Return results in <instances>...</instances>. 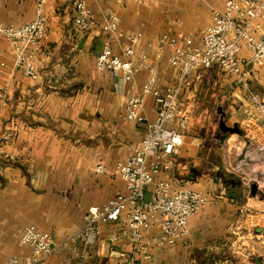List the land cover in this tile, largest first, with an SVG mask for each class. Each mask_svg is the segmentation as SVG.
Here are the masks:
<instances>
[{
	"label": "crops",
	"instance_id": "obj_1",
	"mask_svg": "<svg viewBox=\"0 0 264 264\" xmlns=\"http://www.w3.org/2000/svg\"><path fill=\"white\" fill-rule=\"evenodd\" d=\"M74 1L50 0L46 5L47 33L35 56L37 79L16 66L12 45L0 37V86L6 89L0 98V264L13 257L20 264L31 263L33 249L22 242L28 226L54 235L56 250L41 264H121V253L130 244L125 237L114 241L122 230L118 223L102 225L93 247L75 239V234L82 229L89 207L104 205L118 192L126 193L117 168L140 146L147 131L146 123L125 118L126 103L141 93L150 72L142 69L127 82L122 73L99 71L97 56L107 40L114 53L121 55L129 44L127 37L141 34L134 43L133 58L140 61L145 56L156 67L157 86L164 90L178 81L181 65L170 63L173 49L162 46L161 38L183 42L193 36L201 41L212 23L211 8L223 9L227 0H130L124 4L86 0L95 16V26L88 33L75 25ZM37 2L0 0V24L19 26L31 21ZM110 14L118 15L120 23L118 31L108 35L101 26ZM216 71L217 75L224 72L217 64L198 69L192 85L181 93L180 104L191 120L175 166L164 174L175 186L206 190L208 178L195 166L208 160V156L201 159L200 153L211 143L198 130L204 123L202 116L195 115L201 87L214 80ZM232 79L241 89L242 105L231 114L234 125L230 127L235 130L228 132L225 143L236 135L233 142L247 143L245 150L255 144L264 147V119L249 96L256 85L264 98V65L254 68L251 91ZM155 107L154 97L146 96L141 113L149 122L156 119ZM222 121L223 116V131ZM215 158L224 166L221 157ZM98 165L105 168L104 173L96 172ZM219 192L214 197L209 192V204L190 219V242L154 249L150 264H210L229 254L237 243L234 236L250 224L261 205L242 204L225 189ZM248 195V201L254 199L255 194Z\"/></svg>",
	"mask_w": 264,
	"mask_h": 264
},
{
	"label": "built area",
	"instance_id": "obj_2",
	"mask_svg": "<svg viewBox=\"0 0 264 264\" xmlns=\"http://www.w3.org/2000/svg\"><path fill=\"white\" fill-rule=\"evenodd\" d=\"M49 1L38 0L35 17L27 23L19 26L0 24V37L12 45L16 66L22 67L24 74L32 79L39 77L35 56L47 33L45 9ZM113 1L124 4L130 0ZM73 8L76 27L84 33L92 31L95 16L87 1L75 0ZM211 16L212 23L204 30L199 42L193 36L186 37L183 42L170 36L161 38L162 46L167 44L173 49L170 63L181 65L178 81L164 90L157 86L156 67L149 64L145 56L140 61L133 58L134 43L141 34L127 37L129 44L121 55L114 53L112 43L107 40L97 56L99 71L122 73L127 82L132 81L142 69L150 72L141 93L131 96L126 103L125 118L147 124L140 146L117 168L126 193L118 192L104 205L89 207L82 229L75 234V239L93 247L99 241L102 225L118 223L122 230L120 235L114 236V241L125 237L130 244V249L121 253V264H150L154 249L188 244L190 219L199 215L210 202L208 191L175 186L164 176L172 171L184 146L185 131L191 118L189 111L180 104V96L185 88L192 85L194 73L217 64L245 90L251 91L254 68L264 65V0H227L223 9L212 7ZM119 23V16L110 14L101 28L111 35L118 31ZM5 94V87L0 86V98ZM148 95L154 97L156 104L157 116L153 122L147 121L141 113ZM252 98L264 119V103L260 95L252 94ZM229 144L227 153L221 155L226 170L240 176L245 184H256L258 190H264V147L255 144L245 150L247 143L243 146ZM95 170L105 172L102 165ZM148 192L151 196L146 202ZM261 229L264 232V228ZM22 242L33 249L30 264H41L56 250L54 235L35 226L25 228ZM2 264L20 262L13 257Z\"/></svg>",
	"mask_w": 264,
	"mask_h": 264
},
{
	"label": "rangeland",
	"instance_id": "obj_3",
	"mask_svg": "<svg viewBox=\"0 0 264 264\" xmlns=\"http://www.w3.org/2000/svg\"><path fill=\"white\" fill-rule=\"evenodd\" d=\"M213 75H215L214 80L211 79L207 83L204 82L201 87L202 95L200 96L199 109L195 115L197 118L202 116L204 123L202 126H198V130H201L207 136L208 140L206 143H211V145L207 149H202L200 153L201 159L204 156L205 158L208 156V160L197 162L195 169L196 171L204 173L208 178L207 181H204L205 189L212 193L213 197L218 195L220 190L225 189L227 195L231 194V197L239 203H250L251 205L253 203H258L261 206L259 211H252L255 217L250 218L251 225L249 224L246 228H242L240 234L234 236L235 238L238 237L236 239L237 243L234 244V248H231L228 252L229 254L222 259L212 261L210 264H256L257 259L264 264V232L259 235L256 233L257 228H264V190H257L255 196L252 197L254 199L248 201L249 197H251L248 193H252V185L243 186L240 179L228 172L225 166L220 164V162H216L215 158L217 157V160H219L218 158H222L221 155H223V153H227L228 145L225 141L230 133L221 130L220 122L223 116L226 126L230 127L234 125V121L230 117L232 113H235L233 110L238 107V111L242 105L241 101L238 99V91L240 88L234 82L231 75L225 72L217 75L216 71ZM258 90L255 85V89H252L251 92L252 94H256ZM246 92L249 93L248 91ZM205 93H207V95H204ZM249 96L251 97L252 95L249 93ZM260 98L261 102L264 103V98L261 95ZM248 100L247 98V101ZM204 112L206 114H204ZM186 135L187 132L185 133V139ZM236 137V135L232 136L229 145H233V141ZM221 143H225L222 148H220ZM231 153H234V151L232 150ZM233 158L234 155L232 154V159ZM244 189L246 191L242 196ZM218 199H221V197ZM204 262H206L205 264H209L207 261Z\"/></svg>",
	"mask_w": 264,
	"mask_h": 264
},
{
	"label": "water",
	"instance_id": "obj_4",
	"mask_svg": "<svg viewBox=\"0 0 264 264\" xmlns=\"http://www.w3.org/2000/svg\"><path fill=\"white\" fill-rule=\"evenodd\" d=\"M85 39H86V37H85ZM85 39H83V41H84ZM221 127H222L223 131L226 132V133H228V132H233V131L235 130V129L231 128V127H227L224 121H222V123H221ZM257 190H258L257 185H256V184H253V185H252V193H253V194H256ZM150 196H151V193L148 192V193L146 194V196H145V201H146V202H149V200H150ZM257 231H258V233H260V232L263 231V229L259 228ZM256 264H262V261H260L259 259H257V260H256Z\"/></svg>",
	"mask_w": 264,
	"mask_h": 264
},
{
	"label": "trees",
	"instance_id": "obj_5",
	"mask_svg": "<svg viewBox=\"0 0 264 264\" xmlns=\"http://www.w3.org/2000/svg\"><path fill=\"white\" fill-rule=\"evenodd\" d=\"M234 175V174H233Z\"/></svg>",
	"mask_w": 264,
	"mask_h": 264
}]
</instances>
